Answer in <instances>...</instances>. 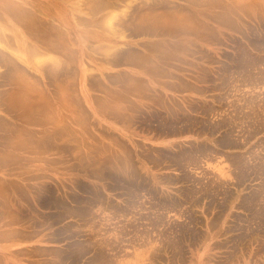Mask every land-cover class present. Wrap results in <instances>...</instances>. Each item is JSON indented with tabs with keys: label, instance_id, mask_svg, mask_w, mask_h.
<instances>
[{
	"label": "rangeland",
	"instance_id": "1",
	"mask_svg": "<svg viewBox=\"0 0 264 264\" xmlns=\"http://www.w3.org/2000/svg\"><path fill=\"white\" fill-rule=\"evenodd\" d=\"M61 1L0 38V264H264V0Z\"/></svg>",
	"mask_w": 264,
	"mask_h": 264
},
{
	"label": "bare ground",
	"instance_id": "2",
	"mask_svg": "<svg viewBox=\"0 0 264 264\" xmlns=\"http://www.w3.org/2000/svg\"><path fill=\"white\" fill-rule=\"evenodd\" d=\"M27 1V0H26ZM38 1V0H37ZM39 1H41V0H39ZM63 1V0H62ZM60 2L61 3V5H62V8H64V10L66 11V9H65V7L63 6V2ZM91 1V0H90ZM123 1V0H122ZM121 1V2H122ZM23 2H25V1H23V0H0V22L3 24L4 23V26H2L1 24H0V38L3 40V38L1 37L2 35H4V31H5V24L6 25H8L10 28H11V30L12 31H14V35L15 36H17V38H18V41L20 42V43H22V44H26V38H24V33H26V34H29L30 36H32L33 38H34V41H35V45H37L38 43H40V44H44L45 46H47V48L49 47L50 49H51V47H54V46H56V47H58V46H60L59 44H55L54 42H53V39L50 37V35H52L54 32H55V27H53V21L52 20H48L47 22L46 21H43V20H41L42 18L39 16L38 18L37 17H35L34 15H36L35 14V12L34 11H39V13L41 14V13H43V11L46 9L47 11L48 10H50L51 12H56V13H58L57 11H59L58 9V4H56V3H54V2H52V0L50 1V2H48V6L47 7H43L42 5H40L39 4V2H35V5L33 6V10H30V9H25V8H27L28 7V5H24L23 4ZM41 3V2H40ZM90 3V2H89ZM32 4V3H31ZM39 4V7L38 6H36V5H38ZM43 4V3H42ZM44 4H45V2H44ZM117 4V2H109L108 0H92L91 1V7H90V15H92V16H95V17H92V19L89 21V22H86V19L84 20V19H82L83 20V22L82 23H87L88 25H92V26H95V27H97V29H99V27H100V29H101V27L102 26H100V25H103V19L101 18H97V14H99V12L100 11H102V10H106L107 8H109V7H113V6H115ZM52 6L54 7V8H52ZM148 6V5H147ZM146 6V7H147ZM43 7V8H42ZM165 7V6H164ZM71 8V7H70ZM150 8V7H149ZM32 9V8H31ZM148 9V8H147ZM154 9V8H153ZM33 12V13H32ZM67 12V11H66ZM65 13V12H64ZM87 14H89L88 12H87ZM102 15H105V14H102ZM107 15H109V14H107ZM111 15V14H110ZM126 17V16H125ZM88 20V19H87ZM143 20H144V18H143ZM150 20V19H149ZM145 21H146V19H145ZM148 21V20H147ZM142 22V21H141ZM151 22V21H150ZM80 23V22H79ZM81 23V24H82ZM85 23V24H86ZM109 23V22H108ZM145 23V22H144ZM112 24V23H111ZM110 23H109V26L111 25ZM148 23L146 22V25H142V24H138L137 26L138 27H134V28H138L139 29V31H140V33L143 31L144 33H146V32H148V31H150V32H152L151 31V29H150V26L149 25H147ZM150 24V23H149ZM55 25V24H54ZM84 25V24H83ZM149 26V27H148ZM8 27V28H9ZM9 28V29H10ZM56 28H57V26H56ZM97 29H92L95 33L97 32L96 30ZM137 29V30H138ZM54 30V32L52 33L51 31H53ZM91 30V32H93ZM135 31V30H134ZM9 32V31H8ZM85 32H87V29H85ZM84 32V33H85ZM90 31H88L87 33H89ZM49 33H50V35H49ZM147 34V33H146ZM182 34V33H181ZM54 35V34H53ZM55 35H57V33H55ZM6 36V35H5ZM9 38V37H8ZM51 38V39H50ZM10 39H11V36H10ZM9 39V40H10ZM2 40H1V42H2ZM4 41V40H3ZM0 42V43H1ZM54 45V46H53ZM27 47H28V45H27ZM43 48V47H42ZM46 48V49H47ZM32 52H34V56H35V53H38V51H37V49L34 47V48H29ZM57 50H58V48H56ZM115 49V48H114ZM151 49V48H150ZM154 49V48H153ZM4 48H3V46L2 45H0V56H3L5 53H3L4 51ZM53 50V49H52ZM61 50H63L62 49V47H61V49H60V51ZM109 50H111L110 48H109ZM149 50V49H148ZM59 51V50H58ZM59 51V52H60ZM150 51V50H149ZM153 51V50H152ZM155 51V50H154ZM32 52H30V54L32 53ZM41 53V52H40ZM138 54V53H137ZM10 55V54H9ZM9 55H7V54H5V56L7 57H9ZM33 55H32V57H33ZM37 55V54H36ZM69 55H71V54H69ZM123 55V54H122ZM128 56L126 57L127 59H132V57H131V55H129V54H127ZM21 56V55H20ZM15 57H16V55H15ZM120 57V56H119ZM128 57H130V58H128ZM134 57V56H133ZM135 58V57H134ZM9 60H13L14 58H11V56L8 58ZM33 59V58H32ZM35 59L37 60V58L35 57ZM118 59L119 58H117V59H114L115 61V63L116 62H118ZM131 59H130V61H131ZM35 60V61H36ZM50 60H52L53 62H55V60H56V58L54 59V58H50L49 59V61ZM123 60H125V59H123ZM39 61V62H38ZM38 61H36L38 64L40 63V60H38ZM46 61V60H45ZM57 61V60H56ZM11 63V62H10ZM56 63V62H55ZM54 63V64H55ZM118 63H120V62H118ZM121 63H122V61H121ZM17 64V63H16ZM41 64H42V62H41ZM41 64H39V65H41ZM43 64H45V63H43ZM59 64V63H58ZM64 64V63H63ZM117 64V63H116ZM12 65V64H11ZM57 65V64H56ZM3 66H4V64H3ZM8 66V65H7ZM10 66V65H9ZM18 66V65H17ZM53 66V65H52ZM51 66V67H52ZM12 67V68H11ZM10 68L8 67V69H10V70H12V72H14L13 70H15V65H13V66H11ZM49 67V66H48ZM48 67H47V69H46V71H48ZM54 67V66H53ZM50 68V67H49ZM59 68H60V66H59ZM63 68V67H62ZM21 70H22V68H21ZM25 70V69H24ZM45 71V72H46ZM49 71H50V74L47 72V74L48 75H50V76H52V77H54V76H56L57 77V74H59V69H57L56 68V66L54 67V68H52L51 70L49 69ZM9 75H10V73H9ZM56 77H54V78H56ZM14 95V94H13ZM8 96V95H7ZM12 99H14L13 97H12ZM49 100V99H48ZM47 100V101H48ZM18 101V100H17ZM16 101V98H15V104H18V103H16L17 102ZM8 102H10V101H8ZM11 102H13V101H11ZM40 102V101H39ZM52 102V101H51ZM3 103V102H2ZM62 103V102H61ZM1 104V103H0ZM5 104V103H4ZM12 104H14V103H12ZM21 106H24L23 105V103L22 102H20L19 103ZM48 104V103H47ZM46 104V105H47ZM19 105V106H20ZM52 106L51 104H48L47 106ZM60 105H62V104H60ZM9 106V105H8ZM14 106V105H13ZM43 106V105H42ZM49 106V107H50ZM62 106H64V105H62ZM11 107V106H10ZM14 107H16V106H14ZM27 107V106H26ZM29 107V106H28ZM48 107V110L49 109H53V111H54V105H53V107H50L49 108ZM65 107V106H64ZM5 108V107H4ZM7 108V107H6ZM17 108V107H16ZM20 108V107H19ZM33 108V107H32ZM36 109H34L33 108V110L31 109V106H30V109L31 110H26L27 112H33L34 110H36L37 111V114L36 115H39V113H41V115H45L44 114V112L45 111H43L42 109L44 108V107H41V105L39 104V108H38V104L36 105V107H35ZM12 109L13 108H10V109H6L7 111H11L12 112ZM23 109H24V107H23ZM46 109V108H45ZM44 109V110H45ZM14 110V109H13ZM17 110V109H16ZM38 110H40V111H38ZM47 110V109H46ZM47 110V111H48ZM36 111H34V112H36ZM52 111V112H53ZM10 112V113H11ZM15 112V111H14ZM24 112V114H26V112H25V110L23 111ZM31 112V113H32ZM30 113V114H31ZM47 113H49V112H46V115L48 116V114ZM34 114V115H35ZM41 115H39V116H41ZM11 116H12V114H11ZM42 116V117H43ZM45 118H46V116H44ZM43 117V119H45ZM12 118V117H11ZM30 118V117H29ZM37 118V117H36ZM48 118H50V117H48ZM48 118H46V119H48ZM38 119V118H37ZM27 120H30V119H27ZM35 120V119H34ZM39 120V119H38ZM42 119H40V121H41ZM50 120V119H49ZM24 121H26V120H24ZM51 121H52V119H51ZM30 122V121H29ZM49 122V121H48ZM4 123V122H3ZM3 123H2V126L4 127V126H6L5 125V123H4V125H3ZM25 123V122H24ZM26 123H28V122H26ZM31 124H32V120H31V122H30ZM35 123V122H34ZM36 123H38L39 124V122H36ZM41 123V122H40ZM29 124V123H28ZM38 124H35V125H38ZM0 126H1V124H0ZM1 126V127H2ZM20 126V125H19ZM6 128V127H5ZM6 129H8V128H6ZM6 129H4L5 131H7ZM10 129H12V128H10ZM0 130H2V129H0ZM3 131V130H2ZM5 131H3V132H5ZM12 131V130H11ZM34 131V130H33ZM8 134V133H7ZM1 136V135H0ZM6 135H4V140H5V138H7V137H5ZM55 138H57V137H55ZM1 139V138H0ZM52 139V138H51ZM3 141V140H2ZM50 145H52V144H50ZM201 150V149H200Z\"/></svg>",
	"mask_w": 264,
	"mask_h": 264
},
{
	"label": "crops",
	"instance_id": "3",
	"mask_svg": "<svg viewBox=\"0 0 264 264\" xmlns=\"http://www.w3.org/2000/svg\"><path fill=\"white\" fill-rule=\"evenodd\" d=\"M135 31H137V30H135ZM141 33H143V34H146L147 33L148 35H150V31H148L146 33H144V32H141ZM137 67L144 68V72L148 73L149 72V70H148L149 68L147 69L146 67H150V66L147 65V64H145V65H137ZM148 78L150 80L151 77L148 76ZM2 235L4 236V240H1V243L4 244V245L8 244L11 241V236H12L11 233H9V232H3Z\"/></svg>",
	"mask_w": 264,
	"mask_h": 264
}]
</instances>
